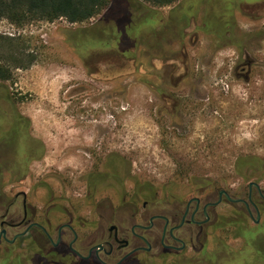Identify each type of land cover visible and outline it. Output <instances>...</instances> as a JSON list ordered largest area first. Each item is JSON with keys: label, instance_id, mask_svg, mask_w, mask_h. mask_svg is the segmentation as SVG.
I'll use <instances>...</instances> for the list:
<instances>
[{"label": "rangeland", "instance_id": "obj_1", "mask_svg": "<svg viewBox=\"0 0 264 264\" xmlns=\"http://www.w3.org/2000/svg\"><path fill=\"white\" fill-rule=\"evenodd\" d=\"M136 5L82 23L0 19V66L9 69L0 81V138L12 106L46 150L45 160L33 165L34 180L53 171L77 179L102 171L107 155L119 157L129 178L120 192L125 203L114 197L113 206L147 215L169 212L174 197L196 196V180L234 191L243 180L235 169L239 160L264 164V0ZM159 85L181 104L176 111L174 101L160 99ZM205 104L216 108L206 121L198 114ZM8 130L22 132L12 123ZM12 139L0 146V158L14 164L27 142ZM16 180L2 172L0 191L10 197L29 191V180L21 187L13 186ZM79 187L83 194L84 184ZM72 200L82 206L83 196ZM248 256L235 261L249 263ZM207 260L216 262L212 255Z\"/></svg>", "mask_w": 264, "mask_h": 264}, {"label": "flooded vegetation", "instance_id": "obj_2", "mask_svg": "<svg viewBox=\"0 0 264 264\" xmlns=\"http://www.w3.org/2000/svg\"><path fill=\"white\" fill-rule=\"evenodd\" d=\"M161 88H156L160 99L174 101L176 111L181 104L163 95ZM191 107L193 125L197 111L194 103ZM214 107L205 104L198 114L208 119L216 113ZM5 114L10 119L4 124L0 146L15 136L27 146L24 153L15 155L14 164L6 155L0 158V182L2 172H10L17 178L13 186L21 187L29 180V191L11 197L0 191V264H144L165 259L171 264H216L220 259L236 264L244 252L249 263L243 264H264V164L257 159L249 158V164L237 162L235 169L243 180L234 191L201 179L196 180L199 193L186 201L174 197L169 212H124L113 206L114 197L125 203L120 193L129 178L124 160L109 154L101 164L103 172L91 170L70 180L53 171L34 180L33 165L45 160L46 150L27 132L14 107ZM10 123L22 132L9 133ZM49 179L57 181L59 189ZM105 190L119 193L112 196ZM39 191H43L40 196ZM76 196H83L82 206L78 205L81 200H72ZM131 203L137 206L139 200L132 196ZM147 203L143 201V208ZM83 206L91 211L82 212ZM210 255L216 262L207 260Z\"/></svg>", "mask_w": 264, "mask_h": 264}, {"label": "trees", "instance_id": "obj_3", "mask_svg": "<svg viewBox=\"0 0 264 264\" xmlns=\"http://www.w3.org/2000/svg\"><path fill=\"white\" fill-rule=\"evenodd\" d=\"M111 1L0 0V19H6L11 24L18 25L31 21L53 22L61 18L65 19L69 23H82L99 15L103 11L107 12L110 15L111 13H113V11H115L116 13H124L127 10V6L130 5L131 7L136 9L137 2L149 4L155 7H162L171 5L177 0H117L114 3H112ZM132 2H134L135 5ZM13 55L14 52L10 51L8 57L11 58ZM27 57L26 58L29 61V55H27ZM8 77L9 69L7 67L0 66V81L7 80ZM249 162V158H247L242 160L241 164H249ZM242 175L244 176V173ZM144 264H171V260L165 259L162 262L152 260L150 263Z\"/></svg>", "mask_w": 264, "mask_h": 264}, {"label": "bare ground", "instance_id": "obj_4", "mask_svg": "<svg viewBox=\"0 0 264 264\" xmlns=\"http://www.w3.org/2000/svg\"><path fill=\"white\" fill-rule=\"evenodd\" d=\"M26 114V113H25ZM38 114V113H37ZM37 121V120H36Z\"/></svg>", "mask_w": 264, "mask_h": 264}]
</instances>
